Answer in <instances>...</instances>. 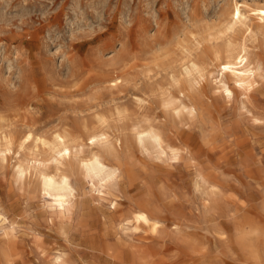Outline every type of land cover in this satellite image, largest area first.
<instances>
[{
  "label": "rangeland",
  "instance_id": "rangeland-1",
  "mask_svg": "<svg viewBox=\"0 0 264 264\" xmlns=\"http://www.w3.org/2000/svg\"><path fill=\"white\" fill-rule=\"evenodd\" d=\"M235 5L248 29L228 33ZM253 9L264 0H0V264H264V22ZM242 47L259 68L245 89L219 67ZM179 101L194 113L177 114ZM149 129L163 153L140 147ZM56 133L72 147L64 216L38 178L55 174ZM93 133L115 148L107 189L81 168Z\"/></svg>",
  "mask_w": 264,
  "mask_h": 264
},
{
  "label": "bare ground",
  "instance_id": "bare-ground-1",
  "mask_svg": "<svg viewBox=\"0 0 264 264\" xmlns=\"http://www.w3.org/2000/svg\"><path fill=\"white\" fill-rule=\"evenodd\" d=\"M251 13L252 15L248 16L249 18L251 19L258 18L259 21L264 22V9H253L252 11H250V14ZM245 19L246 18L243 17V14L241 13L239 7L235 5L233 10L230 13V22L228 24V27L226 25L227 30H226V27H225V30L228 33H232L235 30V27L237 25L248 29L247 25L245 24ZM230 44L228 45L230 46ZM227 48L230 49L231 47H227ZM229 52H232V49ZM219 67H222L223 76L227 75L231 77L235 85L237 84L240 88H243V89L249 88L252 86V83L254 82V78L257 75V72L259 70V68L255 69L252 67V64L247 57L244 47H242L240 52H238L235 56L233 57L229 56L227 61L223 64H220ZM195 69H196V66L193 63H191L190 69H186V74L191 73V70H195ZM110 82L114 83L115 81L113 80ZM219 84L221 86V89H223V91L230 98V96L232 95L231 93L232 90L229 89L228 85L223 80H219ZM169 105L173 107L174 110H177V114L185 111L190 116L195 111L193 107H189L185 105L184 103H182L181 101L177 103L171 102L169 103ZM23 137H24V140H29L31 138V134L28 133L26 134V136H23ZM89 140H90V145L94 146V148L96 149L91 150L89 155L87 154L88 158L81 160V168L83 170V174L85 175V177L94 181L98 186H100L103 189H107L108 187L117 185V179L119 177L120 169L109 166L104 160L105 156H112V157L114 156L115 148L113 144L109 141L106 134H103V133H98V134L93 133V135L89 136ZM12 141L7 140L6 144L11 145ZM137 141L140 144V147L142 149H145L147 142H151L154 146H156L160 150L159 152L163 153L162 144L164 142L162 140V136L160 133L156 132L153 129L138 132ZM70 142L71 141H70L69 135H67L66 133H62V134L56 133L55 134L53 142L51 144L52 145L51 150L53 151L55 155L54 157L55 174H49L47 173L48 171L42 170L39 172V175H38L41 193L51 198L52 199L51 201L57 204V207L53 206L50 208L56 213H58L59 215H63V216L67 215L74 205V202H73L74 189L72 187L70 176L64 170V163L67 160H70V157L72 154L71 152L72 147H71ZM41 143L45 144L43 141H41ZM171 152L175 153V150H171ZM31 168L29 167L30 171H31ZM16 170L19 176H22L26 172V169H24L21 164L17 165ZM35 175L37 174L35 173ZM0 230L3 231V237H8L7 233L5 232L6 231L5 228H1ZM3 254H4V248L3 246H0V255H3ZM4 261H5V258H4ZM61 261H62V258L60 256H57L55 258L54 264H60ZM7 262L9 261H5L4 263H7Z\"/></svg>",
  "mask_w": 264,
  "mask_h": 264
}]
</instances>
